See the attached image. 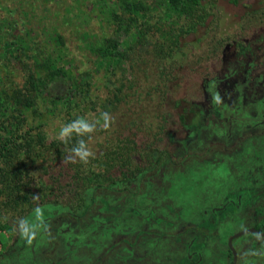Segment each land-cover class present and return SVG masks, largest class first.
Wrapping results in <instances>:
<instances>
[{"label": "rangeland", "instance_id": "374dc122", "mask_svg": "<svg viewBox=\"0 0 264 264\" xmlns=\"http://www.w3.org/2000/svg\"><path fill=\"white\" fill-rule=\"evenodd\" d=\"M20 1L33 7L39 19L49 21V25L70 8V0ZM210 11L174 56L149 50L143 60L132 56L137 59L132 67L122 62L114 70L102 66L93 72L79 111L89 120L108 112L114 122L108 130L98 126L89 146L99 156L118 140L132 141L140 152L125 171L140 167L144 175L136 182L118 181L108 190H94L86 228L69 209L61 208L66 203L78 211L80 199L73 196L78 183L66 167L54 166L49 154L47 161L30 169L38 180L27 189L34 195L33 207L27 208L25 202V207L0 203V219L7 225L0 230V264H175L187 253L177 237L180 234L184 243L188 242L194 226L199 228L213 218L210 204L219 202L226 205L221 212L232 211L229 202L241 194L240 189L236 193L232 190L239 175L242 184L247 176L251 163L247 155L252 146L257 151L253 159L256 166L264 168V121L244 133L262 140L240 147L242 123L251 129L255 122H261L257 120L264 112V0H240L237 4L215 0ZM69 43L77 58L84 60L86 55L78 42L71 38ZM242 92L246 100H240ZM181 106L199 111L197 118L192 120L191 113L181 121ZM45 120L47 141L57 139L61 125L71 122L67 112L48 115ZM192 121H200L199 136L193 140ZM151 148L158 149L155 156L162 161L159 167L149 163ZM111 171L113 178L122 177L120 168ZM40 179L50 183L41 195L37 186ZM101 198L116 205L117 211L111 215L121 216L115 229L112 221L103 218V228L98 230L99 215L109 214ZM128 204L138 213L127 212ZM37 206L44 209L50 232L38 234L28 245L16 230V222L31 217ZM244 214H240L243 220L233 217L218 225L216 231H206L213 236L207 239V261L203 264L227 263L228 235L251 224L249 212ZM120 235L126 236L127 244ZM247 235L232 240L238 250L236 264H264V237ZM251 242L256 246L251 248Z\"/></svg>", "mask_w": 264, "mask_h": 264}, {"label": "trees", "instance_id": "16d2710c", "mask_svg": "<svg viewBox=\"0 0 264 264\" xmlns=\"http://www.w3.org/2000/svg\"><path fill=\"white\" fill-rule=\"evenodd\" d=\"M231 1L237 4L240 0ZM214 3L215 0H70L67 12L49 25L29 4L0 0V203L21 207L25 202L27 208H32L34 195L27 189L38 180L30 169L47 161L49 154L53 165L66 167L78 183L73 194L80 199L78 211L66 203L60 206L69 209L71 216L86 228L89 221L85 217L91 214L94 190H108L118 181H138L144 169L125 171L140 152L135 143L118 140L87 164L70 163L66 160L67 149L77 138L67 145L58 138L47 141L45 117L67 112L73 121L84 116L80 105L99 67L114 70L122 62L132 67L137 60L132 58L142 57L149 50L173 56L183 50L186 38L206 21ZM70 36L84 50V60L77 58ZM181 110V121H186L188 114L194 113L192 120L199 114L191 107L181 106ZM150 151L149 163L159 167L162 161L155 156L158 149ZM116 167L122 171L118 179L112 177L111 170ZM39 181L41 195L50 183ZM100 200L106 212L115 208L105 199ZM6 227L0 219V230Z\"/></svg>", "mask_w": 264, "mask_h": 264}, {"label": "flooded vegetation", "instance_id": "af4514ba", "mask_svg": "<svg viewBox=\"0 0 264 264\" xmlns=\"http://www.w3.org/2000/svg\"><path fill=\"white\" fill-rule=\"evenodd\" d=\"M262 96V93L260 95V97ZM242 99H247L245 98V94L244 92H242L240 94V100ZM260 99V98H258ZM263 104H264V98H263ZM259 114V113H257ZM262 117L261 119L257 120V121H261V122H255V125L250 129L247 128V126L245 124L242 123V125L240 126V130L242 131V140H243V144L240 146L242 147L243 145L246 147V144L249 141L254 142L255 139H258V141L260 142L262 139L258 136V135H245V131L246 130H253L255 129V127L260 126L262 124V121H264V112L262 113ZM241 121H245V119H242ZM202 122V121H201ZM200 124V121H192V126L195 128L194 129V135L191 138V140L193 139H197V137L199 136V132H198V126ZM264 136V135H261ZM189 142V140H187V143ZM253 145V144H252ZM239 147L238 151L241 150V148ZM244 149V148H242ZM243 151V150H242ZM248 154L247 156H250V164L247 166L246 170H247V176L245 177L244 175V182L242 184V179H241V175L240 179L237 180V186L235 187V189H233L232 191H236L238 189H240L241 194L236 195L232 200L231 203L232 204V211H226V212H221L224 208H226V205L222 204V203H217L215 205L210 204L211 207V212L214 215L213 218L208 219L207 223L202 225L199 228H196L194 226L193 231L191 232L190 236L191 239L188 242L184 243L183 237L182 235L179 234L178 238V242L183 243V245L186 248V255L183 257H180L177 259L175 264H203L204 262H206L207 260H205V256H204V252L206 250V248L209 246V242L207 239L211 238L213 235L209 234H205L207 230H217V226L221 225V223H223L224 221L227 220H231L233 217H237L243 220L242 216L240 214H244L245 212H249V220L251 222L250 225L245 226L244 229H249V228H254L256 229V232H247L241 235H246L248 234L246 237L252 236V237H256V238H262L264 237V168H258L256 166L255 161L253 160L256 156H257V151L256 149L252 146L251 150H248ZM262 175V176H261ZM245 195V196H242ZM113 205V204H112ZM114 209H111V211L116 212L117 208L116 205ZM127 212L131 211L132 209L130 207V205L128 204V207L126 208ZM113 213V212H111ZM109 213V218H108V222L112 221V227L113 229L117 228L118 225L117 224L118 221H120V215H116V214H112ZM246 215V214H244ZM201 216V215H200ZM106 219L107 220V216L104 215L102 217V215H99V221H98V230H101L103 228V224L101 222V219ZM126 219V218H124ZM155 219V218H154ZM158 222L162 221L160 218H157ZM225 223V222H224ZM196 228V229H195ZM240 230V231H242ZM127 231V227H126V223H125V227H124V233H126ZM238 231V232H240ZM180 232V231H179ZM237 233V232H235ZM233 233V234H235ZM233 234H229L227 239H226V249H227V253H226V257L227 258V263L226 264H236L237 263V258H238V250L236 248H234L233 244V248L236 252V259L234 262L233 259V254L232 251L230 249V247L228 246V239L231 235ZM239 235V236H241ZM125 243L126 242V236L124 235H120ZM193 236H195V240L193 239ZM238 237V236H237ZM236 238V237H235ZM234 239V238H233ZM232 239V240H233ZM197 244L196 248H193V245ZM256 246V243L251 242L250 247L253 248ZM11 254L13 252H10ZM260 253V250H259ZM7 255L9 253H6ZM2 258V257H1ZM4 258V257H3ZM186 258V259H184ZM9 259V257H8Z\"/></svg>", "mask_w": 264, "mask_h": 264}, {"label": "clouds", "instance_id": "9594fccd", "mask_svg": "<svg viewBox=\"0 0 264 264\" xmlns=\"http://www.w3.org/2000/svg\"><path fill=\"white\" fill-rule=\"evenodd\" d=\"M113 122L114 120L108 112H102L100 118L96 120H89L81 116L61 125L57 138L62 143L67 145L74 137L77 138L75 144L67 149L66 160L70 163L79 161L87 164L90 159H94L96 154L89 146L93 134L98 130V126L102 130L110 129ZM16 230L28 245H31L37 239L38 234L49 233V225L45 222L44 209L37 206L34 208L31 217L19 218L16 222Z\"/></svg>", "mask_w": 264, "mask_h": 264}, {"label": "water", "instance_id": "95a60500", "mask_svg": "<svg viewBox=\"0 0 264 264\" xmlns=\"http://www.w3.org/2000/svg\"><path fill=\"white\" fill-rule=\"evenodd\" d=\"M247 232H256V229L254 228H249V229H245V230H242L240 232H237L233 235H231L228 239V246L230 247L231 251H232V254H233V259H234V262H235V259H236V252L232 246V239L241 235V234H244V233H247Z\"/></svg>", "mask_w": 264, "mask_h": 264}]
</instances>
